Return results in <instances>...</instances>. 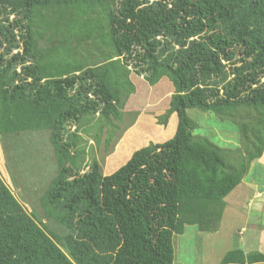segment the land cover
I'll return each instance as SVG.
<instances>
[{"label": "trees", "instance_id": "obj_1", "mask_svg": "<svg viewBox=\"0 0 264 264\" xmlns=\"http://www.w3.org/2000/svg\"><path fill=\"white\" fill-rule=\"evenodd\" d=\"M132 72L170 81L158 123L174 115L173 134L108 174L94 157L82 172V132L95 128L98 143L106 127L109 145ZM188 108L253 116L237 121L241 145L228 157L193 134ZM43 142L55 165L38 195L45 222L0 176V264H172L173 235L216 230L264 150V0H0V151L12 183L40 144L48 154ZM256 262L264 253L239 246L220 260Z\"/></svg>", "mask_w": 264, "mask_h": 264}, {"label": "rangeland", "instance_id": "obj_2", "mask_svg": "<svg viewBox=\"0 0 264 264\" xmlns=\"http://www.w3.org/2000/svg\"><path fill=\"white\" fill-rule=\"evenodd\" d=\"M91 53L93 52H88V54ZM130 78L135 85V90L127 99H124L121 121L112 120L118 129L112 136L109 145L105 146L104 142L107 134L106 127H103L99 133L100 140L98 143L95 138L89 137L95 128H89L87 133L82 132L86 139L83 142L86 149L84 160L86 164L82 168V172L88 170L87 165L90 164L93 157L98 161L103 174L112 172L126 161L133 150L149 142L164 141L173 134L175 129L174 115L170 114L165 125L158 123V117L166 112L168 98L172 92V85L168 78L163 76L153 85H149L142 78V75L133 72L130 74ZM187 114L195 123L193 134L209 138L222 147L228 157H231L236 148L241 145L240 133L236 127L237 121L253 116L252 110L245 113L244 109H241L238 115L235 114L234 119H221L211 111H203L198 108H188ZM89 124L92 125L93 121ZM45 136L47 137V135ZM43 143L48 146V154H45L46 148L44 151V147L40 144L41 159L34 160L33 164L29 158L27 170L21 166L22 179L21 181L16 179L17 184L11 182L5 166V159L0 151V158L2 159V162L0 161V176L25 210L27 212L34 210L37 219L45 222L38 205V195L46 187L47 181L54 176L55 165L53 156L49 154L50 145L47 142ZM253 168L259 169H255L254 172L251 169L247 170L240 183L228 194L225 200L227 210H224L222 222L218 224L219 226L221 223L219 229L217 227L218 238L212 231H200L195 225H186L183 233L174 234L172 237L174 249L172 264H204L202 252H206V259L211 260L216 252L220 254L235 246H243L240 239L243 237L241 233L244 229L243 243L248 247L250 246L249 251H259L260 235L264 236V194L256 197L254 195L255 190L241 189V183L244 182L255 183L256 186H253L257 188V192L264 187V167L255 163ZM23 185L27 188L33 186V188L28 190V193L22 191L24 190ZM23 192H25L26 199L29 200L22 196ZM249 199L252 201V207L247 206ZM258 206H261L260 209L256 208ZM50 226L58 232L61 231L55 229L51 224ZM261 250L264 251V248L261 247Z\"/></svg>", "mask_w": 264, "mask_h": 264}, {"label": "crops", "instance_id": "obj_3", "mask_svg": "<svg viewBox=\"0 0 264 264\" xmlns=\"http://www.w3.org/2000/svg\"><path fill=\"white\" fill-rule=\"evenodd\" d=\"M255 163H257L258 165H260L261 167H264V150L262 151V153H261V155L256 159V160H254L252 163H251V165H250V168L249 169H251V171H253L254 172V170L255 169H259V168H253L254 166H255ZM242 184V186H241V189H246V188H249V189H253V190H255V194L254 195H256V197H260L261 195H263L264 194V187L259 191V192H257V188L256 187H254L253 185H255L256 186V184L255 183H252V182H244V183H241ZM22 196H24V198L26 199V196H25V192H23V195ZM228 196V195H227ZM227 196L224 198V200H226V198H227ZM26 200H29V199H26ZM263 203V202H262ZM261 203V204H262ZM260 204V205H261ZM247 206L248 207H252V201H251V199H249L248 200V202H247ZM226 207H227V203H226V201H225V207H224V210L226 209ZM260 207L261 206H258V207H256L257 209H260ZM224 210H223V213H224ZM227 210V209H226ZM255 210V209H254ZM255 211H257V210H255ZM222 219H223V214H222V218H221V220H220V222H222ZM220 225H221V223H220ZM219 225V226H220ZM219 226H218V229H219ZM218 229H216V230H214V231H212V233L213 234H215L216 236H217V238H218ZM245 230V229H244ZM244 230H243V232L241 233L242 235H243V237H244ZM208 233H210V232H208ZM239 233V232H238ZM237 233V234H238ZM243 237L240 239V241H241V244L243 245V246H239V247H241L242 249H243V251L244 252H248L249 250H250V246L248 247L247 245H245L244 243H243ZM260 237H261V240H260V242H259V247H260V249H259V252H261V253H264V251H262L261 250V247H263L264 248V245H263V243H264V236H262V235H260ZM229 250V249H228ZM227 250H225L224 252H222V253H215L214 254V256H212V258H211V260H207L206 258V255H207V253L206 252H202V258H203V263L204 264H220V260H221V258H222V256L224 255V253L226 252ZM227 264H232V263H227ZM243 264H262V263H243Z\"/></svg>", "mask_w": 264, "mask_h": 264}, {"label": "clouds", "instance_id": "obj_4", "mask_svg": "<svg viewBox=\"0 0 264 264\" xmlns=\"http://www.w3.org/2000/svg\"><path fill=\"white\" fill-rule=\"evenodd\" d=\"M251 165V164H250ZM249 170V169H248ZM108 174V173H107ZM39 205V204H38ZM23 206V205H22ZM40 208V207H39Z\"/></svg>", "mask_w": 264, "mask_h": 264}, {"label": "bare ground", "instance_id": "obj_5", "mask_svg": "<svg viewBox=\"0 0 264 264\" xmlns=\"http://www.w3.org/2000/svg\"><path fill=\"white\" fill-rule=\"evenodd\" d=\"M227 223V222H226Z\"/></svg>", "mask_w": 264, "mask_h": 264}]
</instances>
